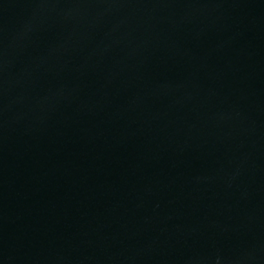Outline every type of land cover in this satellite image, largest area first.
<instances>
[{"label":"water","instance_id":"1","mask_svg":"<svg viewBox=\"0 0 264 264\" xmlns=\"http://www.w3.org/2000/svg\"><path fill=\"white\" fill-rule=\"evenodd\" d=\"M0 264H264V0H0Z\"/></svg>","mask_w":264,"mask_h":264}]
</instances>
